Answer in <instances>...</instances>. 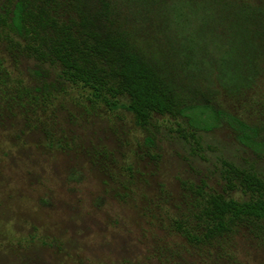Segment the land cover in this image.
<instances>
[{"label":"trees","instance_id":"16d2710c","mask_svg":"<svg viewBox=\"0 0 264 264\" xmlns=\"http://www.w3.org/2000/svg\"><path fill=\"white\" fill-rule=\"evenodd\" d=\"M4 47L34 63L36 86L13 84ZM263 82L264 0H0V103L10 109L75 87L148 134L167 126L200 151L203 134L224 129L263 160L264 123L224 100ZM220 176L221 191L182 182L185 208L171 226L201 257L233 264L238 236L264 248V174L223 160Z\"/></svg>","mask_w":264,"mask_h":264},{"label":"rangeland","instance_id":"374dc122","mask_svg":"<svg viewBox=\"0 0 264 264\" xmlns=\"http://www.w3.org/2000/svg\"><path fill=\"white\" fill-rule=\"evenodd\" d=\"M2 57L13 84L32 88L41 79L33 62L6 47ZM224 100L248 122L264 123V82ZM151 134L154 146L145 143ZM202 136L199 151L167 126L148 134L127 112L96 108L75 87L38 106L1 102L0 264H231L201 257L173 230L185 208L182 182L207 179L221 191L223 160L264 174V159L227 130ZM234 243L233 264H264L254 239Z\"/></svg>","mask_w":264,"mask_h":264}]
</instances>
